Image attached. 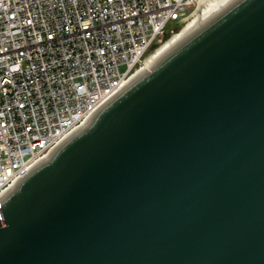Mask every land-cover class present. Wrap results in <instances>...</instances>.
<instances>
[{
	"label": "water",
	"instance_id": "water-1",
	"mask_svg": "<svg viewBox=\"0 0 264 264\" xmlns=\"http://www.w3.org/2000/svg\"><path fill=\"white\" fill-rule=\"evenodd\" d=\"M0 264H264V0L175 45L0 197Z\"/></svg>",
	"mask_w": 264,
	"mask_h": 264
},
{
	"label": "built area",
	"instance_id": "built-area-1",
	"mask_svg": "<svg viewBox=\"0 0 264 264\" xmlns=\"http://www.w3.org/2000/svg\"><path fill=\"white\" fill-rule=\"evenodd\" d=\"M197 7L0 0V197L128 88L175 33L170 26L181 28Z\"/></svg>",
	"mask_w": 264,
	"mask_h": 264
},
{
	"label": "bare ground",
	"instance_id": "bare-ground-1",
	"mask_svg": "<svg viewBox=\"0 0 264 264\" xmlns=\"http://www.w3.org/2000/svg\"><path fill=\"white\" fill-rule=\"evenodd\" d=\"M236 1H238V0H198V5L200 6V8L204 7V9L201 11L199 16L196 18H193L192 20L187 22L186 25H184V27L180 31V33L175 38H173L169 43L164 45V42L166 41L165 40L164 42L159 44V46H157L152 51V53H150L148 55V57L145 60L143 67L140 70H138L137 73L133 76V78L130 82V85L135 83L141 77L146 75L150 70H152L154 68V66L167 54V52L171 48H173L175 45L180 43L182 40H184V39L188 38L189 36H191L192 34H194L196 31H198L200 28H202L204 25H206L208 22H210L212 19H214L216 16H218L220 13H222L224 10H226L228 7H230L232 4H234ZM80 129L81 128L77 129L74 132V134L76 132H78ZM54 151H56V149ZM45 159H47V158H45Z\"/></svg>",
	"mask_w": 264,
	"mask_h": 264
},
{
	"label": "rangeland",
	"instance_id": "rangeland-1",
	"mask_svg": "<svg viewBox=\"0 0 264 264\" xmlns=\"http://www.w3.org/2000/svg\"><path fill=\"white\" fill-rule=\"evenodd\" d=\"M203 9H204V7H203V8H200V6L198 5L197 9L192 13L191 17L188 18V20L184 23V25H186V23L189 22L190 20H192L193 18L198 17L199 14L201 13V11H202ZM184 25H183L181 28H179V26H175V25L170 26L169 30H170V31H171V30H174L175 33H174L173 35H171L168 39H166V41L164 42V45H166V44L169 43L173 38H175V37L180 33V31L182 30V28L184 27ZM179 29H180V30H179ZM178 30H179V31H178ZM164 45H163V46H164ZM163 46H162V47H163ZM162 47H161V48H162ZM161 48H160V49H161Z\"/></svg>",
	"mask_w": 264,
	"mask_h": 264
}]
</instances>
